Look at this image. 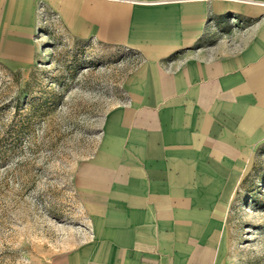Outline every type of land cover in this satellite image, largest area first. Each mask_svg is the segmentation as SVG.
Returning <instances> with one entry per match:
<instances>
[{
  "label": "crops",
  "instance_id": "crops-1",
  "mask_svg": "<svg viewBox=\"0 0 264 264\" xmlns=\"http://www.w3.org/2000/svg\"><path fill=\"white\" fill-rule=\"evenodd\" d=\"M44 14L140 58L73 173L85 233L53 264H225L264 144V0H0V64L35 61Z\"/></svg>",
  "mask_w": 264,
  "mask_h": 264
},
{
  "label": "rangeland",
  "instance_id": "rangeland-1",
  "mask_svg": "<svg viewBox=\"0 0 264 264\" xmlns=\"http://www.w3.org/2000/svg\"><path fill=\"white\" fill-rule=\"evenodd\" d=\"M42 18L35 61L0 64V264H53L82 239L87 217L73 173L140 61ZM225 234V264H264V144L228 206Z\"/></svg>",
  "mask_w": 264,
  "mask_h": 264
}]
</instances>
